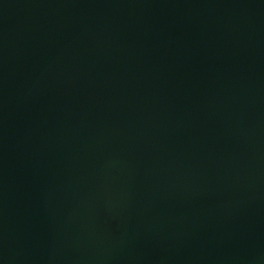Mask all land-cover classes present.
<instances>
[{
    "label": "water",
    "instance_id": "95a60500",
    "mask_svg": "<svg viewBox=\"0 0 264 264\" xmlns=\"http://www.w3.org/2000/svg\"><path fill=\"white\" fill-rule=\"evenodd\" d=\"M0 264H264V0H0Z\"/></svg>",
    "mask_w": 264,
    "mask_h": 264
}]
</instances>
